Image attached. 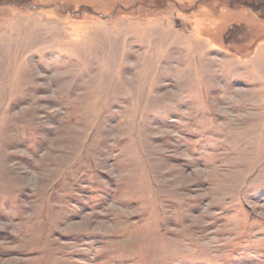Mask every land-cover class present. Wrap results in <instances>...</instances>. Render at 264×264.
<instances>
[{
  "label": "rangeland",
  "instance_id": "obj_1",
  "mask_svg": "<svg viewBox=\"0 0 264 264\" xmlns=\"http://www.w3.org/2000/svg\"><path fill=\"white\" fill-rule=\"evenodd\" d=\"M28 1L0 4V264H264V0Z\"/></svg>",
  "mask_w": 264,
  "mask_h": 264
},
{
  "label": "trees",
  "instance_id": "obj_2",
  "mask_svg": "<svg viewBox=\"0 0 264 264\" xmlns=\"http://www.w3.org/2000/svg\"><path fill=\"white\" fill-rule=\"evenodd\" d=\"M25 1H27V2H25ZM27 3H29V1L28 0H0V4H8V5H26ZM250 7H252V8H254V10L255 9H259L260 7H264V4L262 5V4H259V5H257L256 4V6L255 5H251Z\"/></svg>",
  "mask_w": 264,
  "mask_h": 264
}]
</instances>
